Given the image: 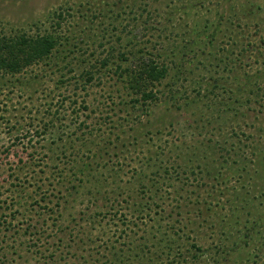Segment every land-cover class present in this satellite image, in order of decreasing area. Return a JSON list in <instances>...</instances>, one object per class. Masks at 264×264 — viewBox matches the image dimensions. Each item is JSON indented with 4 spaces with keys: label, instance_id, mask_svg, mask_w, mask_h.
<instances>
[{
    "label": "rangeland",
    "instance_id": "374dc122",
    "mask_svg": "<svg viewBox=\"0 0 264 264\" xmlns=\"http://www.w3.org/2000/svg\"><path fill=\"white\" fill-rule=\"evenodd\" d=\"M0 33L57 41L0 72V264H264V0H0Z\"/></svg>",
    "mask_w": 264,
    "mask_h": 264
},
{
    "label": "trees",
    "instance_id": "16d2710c",
    "mask_svg": "<svg viewBox=\"0 0 264 264\" xmlns=\"http://www.w3.org/2000/svg\"><path fill=\"white\" fill-rule=\"evenodd\" d=\"M56 44L57 41L54 37L49 35L7 37L0 33V72L11 75L17 74L24 68L47 58L56 47ZM103 64L105 65V63ZM141 66L137 72L130 70L125 72L132 77L131 89L140 94V100L150 102L155 100V95L152 91H148L143 83L154 85L164 79L166 69L153 61L142 63ZM191 247L196 252L201 253V249L197 245L193 244ZM198 258H201L200 255ZM217 262L212 261V264H220ZM92 264L96 263L93 262ZM100 264H105V262ZM106 264H210V261H109Z\"/></svg>",
    "mask_w": 264,
    "mask_h": 264
}]
</instances>
